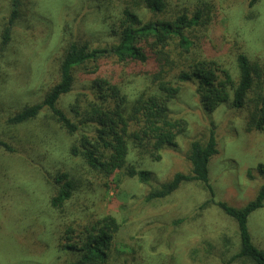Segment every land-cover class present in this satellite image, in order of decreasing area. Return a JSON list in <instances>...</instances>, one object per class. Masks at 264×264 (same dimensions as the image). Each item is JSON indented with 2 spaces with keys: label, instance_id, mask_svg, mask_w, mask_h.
<instances>
[{
  "label": "rangeland",
  "instance_id": "rangeland-1",
  "mask_svg": "<svg viewBox=\"0 0 264 264\" xmlns=\"http://www.w3.org/2000/svg\"><path fill=\"white\" fill-rule=\"evenodd\" d=\"M189 1H202L209 10L208 32L205 36L196 34L195 40L205 38L198 43L202 57L223 65L236 80V57L244 54L257 67L259 76L245 107L236 108L230 98L211 113L201 107L196 85L183 83L169 111L173 119L186 123L176 145L165 147L157 161L134 151L128 158L129 164L152 174L154 180L143 185L122 175L104 179L90 172L80 160L69 156L70 139L53 126L46 114L21 127L7 124L23 105L42 101L44 82L56 80V52L65 25L72 34L86 29L94 47L114 43L108 31L119 6L116 0H30L14 28L12 48L19 46L22 53L18 72L0 56V75H11L0 91V142L12 148L9 152L0 145V264L75 261V255L58 250L63 233L59 226L86 225L108 216L122 227L115 240L117 252L107 264H227L239 252L236 223L215 206L199 211L209 198L201 185L184 183L166 199L146 201L156 184L178 173H191L187 160L190 145L204 144L210 130H214L217 143V154L208 167L214 201L242 208L264 187V134L244 131L256 95L264 96V0L252 7L247 0ZM8 9L9 0H0V20L8 15ZM138 14L151 20L145 10ZM104 17L103 27L99 26ZM113 65L111 59L103 61L104 68ZM33 72H37L35 83ZM116 74L129 95L149 87L148 82L124 69ZM82 89L80 84L75 85L61 106L85 93ZM59 171L72 172L80 184L65 211L54 212L48 202L53 176ZM247 227L253 245L264 253V205L250 214ZM230 264L250 263L239 259Z\"/></svg>",
  "mask_w": 264,
  "mask_h": 264
},
{
  "label": "trees",
  "instance_id": "trees-1",
  "mask_svg": "<svg viewBox=\"0 0 264 264\" xmlns=\"http://www.w3.org/2000/svg\"><path fill=\"white\" fill-rule=\"evenodd\" d=\"M105 1L109 3L112 0ZM116 1L119 6L108 31L114 43L94 47L86 29L72 34L65 25L56 52V80L44 82L42 101L23 105L9 117L7 124L21 127L46 114L53 126L70 139L69 156L80 160L90 172L104 179L122 175L149 185L154 180L152 174L129 164L128 158L134 151L157 161L165 147L176 145L186 123L182 119H173L169 111L181 91V85L186 82L196 85L195 95L205 111H216L230 98L234 106L241 109L254 91L255 78L259 73L244 54L236 57V80L223 65L202 57L198 49L201 40L195 42L196 34L205 36L211 22L204 2ZM247 1L252 7L259 0ZM29 5L30 0H9L8 15L0 20V56L6 64L11 62L17 72L22 53L21 47L12 48L14 28ZM141 9L151 14L150 21L138 14ZM105 18L99 26L104 24ZM108 59L114 64L110 69L103 67V61ZM123 69L136 79L148 82L149 87L129 95L119 84L116 74ZM3 73L5 77L0 75V91L9 83V74ZM36 75L37 72H33L31 76L33 83ZM77 84L85 93L77 94L72 103L61 106L64 97ZM48 129L53 131V127ZM244 131L264 134L263 95H256L254 107L245 120ZM0 145L12 152L6 143L0 142ZM216 147L215 132L210 130L204 144L190 145L187 160L191 173H178L171 180L156 184L146 201L166 199L184 183L201 185L209 198L199 211L215 206L237 225L240 249L227 264L239 259L250 264H264V253L253 245L247 227L250 214L263 208L264 187L242 208L215 202L208 167L217 154ZM78 182L80 184L72 172L59 171L53 176L48 202L51 211H65L68 203L77 196ZM59 227L63 228V233L58 250L76 256L75 261L67 260L64 264H107L117 252L115 240L122 226L113 217H102L75 227L72 223H63Z\"/></svg>",
  "mask_w": 264,
  "mask_h": 264
}]
</instances>
